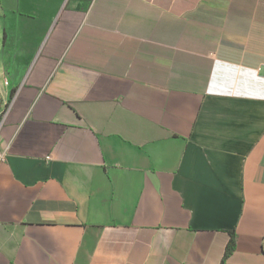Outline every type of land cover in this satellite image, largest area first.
<instances>
[{
  "label": "crops",
  "instance_id": "crops-1",
  "mask_svg": "<svg viewBox=\"0 0 264 264\" xmlns=\"http://www.w3.org/2000/svg\"><path fill=\"white\" fill-rule=\"evenodd\" d=\"M0 75V264H264V0H0Z\"/></svg>",
  "mask_w": 264,
  "mask_h": 264
},
{
  "label": "rangeland",
  "instance_id": "rangeland-1",
  "mask_svg": "<svg viewBox=\"0 0 264 264\" xmlns=\"http://www.w3.org/2000/svg\"><path fill=\"white\" fill-rule=\"evenodd\" d=\"M8 87L7 80L0 75V115L7 110L11 101L10 95L8 94Z\"/></svg>",
  "mask_w": 264,
  "mask_h": 264
},
{
  "label": "trees",
  "instance_id": "trees-1",
  "mask_svg": "<svg viewBox=\"0 0 264 264\" xmlns=\"http://www.w3.org/2000/svg\"><path fill=\"white\" fill-rule=\"evenodd\" d=\"M234 244H235V241H234V239H232L231 240V245L227 248V251H226L224 259H226L228 257V255L231 253V251L233 250Z\"/></svg>",
  "mask_w": 264,
  "mask_h": 264
},
{
  "label": "built area",
  "instance_id": "built-area-1",
  "mask_svg": "<svg viewBox=\"0 0 264 264\" xmlns=\"http://www.w3.org/2000/svg\"><path fill=\"white\" fill-rule=\"evenodd\" d=\"M5 112L2 115H0V121L3 119ZM5 159H6V154L4 152L0 151V162L4 161Z\"/></svg>",
  "mask_w": 264,
  "mask_h": 264
}]
</instances>
